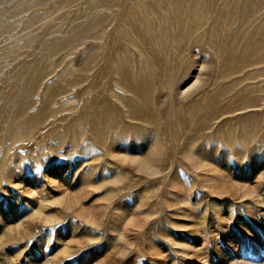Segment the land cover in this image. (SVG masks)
I'll list each match as a JSON object with an SVG mask.
<instances>
[{
    "label": "rangeland",
    "instance_id": "rangeland-1",
    "mask_svg": "<svg viewBox=\"0 0 264 264\" xmlns=\"http://www.w3.org/2000/svg\"><path fill=\"white\" fill-rule=\"evenodd\" d=\"M0 264H264V0H0Z\"/></svg>",
    "mask_w": 264,
    "mask_h": 264
}]
</instances>
